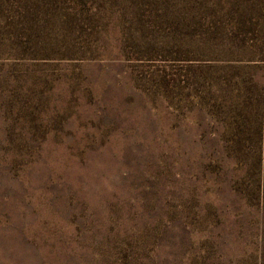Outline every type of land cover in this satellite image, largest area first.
Masks as SVG:
<instances>
[{
	"label": "rangeland",
	"instance_id": "rangeland-1",
	"mask_svg": "<svg viewBox=\"0 0 264 264\" xmlns=\"http://www.w3.org/2000/svg\"><path fill=\"white\" fill-rule=\"evenodd\" d=\"M185 4L0 0V264H264V213L231 188L233 112L196 77L256 62L263 83L260 40L230 50L212 31L231 5Z\"/></svg>",
	"mask_w": 264,
	"mask_h": 264
},
{
	"label": "trees",
	"instance_id": "trees-1",
	"mask_svg": "<svg viewBox=\"0 0 264 264\" xmlns=\"http://www.w3.org/2000/svg\"><path fill=\"white\" fill-rule=\"evenodd\" d=\"M189 2L190 0H186L185 5L189 6ZM217 2H220V0H217ZM224 2L230 4V10H234L233 14L237 15L235 17L236 26L226 31H224L223 27H219L213 30L212 34L216 38L225 33L227 38L233 40L234 43L228 48L242 53L248 49L245 45V37L248 35L251 37L256 36L260 42L250 50V53H257L261 60H264V0L250 2L249 0H224ZM256 6H258L257 9ZM38 9L46 11L49 8L48 6L45 8L44 6H38ZM255 10L258 11L257 15ZM51 13L53 12L49 9L47 12L49 17ZM133 15L134 21L140 15L139 10L134 9ZM74 19L77 20L75 15ZM74 19H69L66 16L64 20V26H66L69 36L75 32L78 34L79 32L77 31L80 30ZM44 28H42L43 31ZM14 37L15 39L23 38L26 44L43 40L40 32L31 31L25 27L16 29ZM236 40H239V42ZM68 43L61 53L69 54L71 52V47ZM65 57L60 56L59 58ZM258 67V63L251 62L248 65L245 64L238 67L230 66V69H212L209 72V76L204 75L203 71L200 70L196 77L203 79L201 85L206 88L207 94L218 93L216 95L217 99L220 98L221 100L224 98L220 103L216 104L217 109L227 106L228 111L233 112L229 117L232 119L224 124L226 135L223 137L226 155L232 161L231 188L244 197L246 202L255 201V205L264 213V82L259 83L254 79L255 75L253 74L256 73ZM242 73L249 74L248 78L251 86L244 80L245 78H242ZM220 74L225 78L227 77V83L225 85H213L212 80L215 77H219ZM79 75L77 74L74 77L77 78ZM60 76L63 77V74H60ZM230 88L236 89L237 93L230 94L228 99H226L224 95L228 94L227 90ZM39 91L41 93L36 94L28 87L27 94L24 96L28 99L29 105L34 100H39L42 104L47 103L42 96L44 91L42 86ZM204 97L206 96L204 95ZM13 102L9 100L6 103L9 111L14 107ZM262 247L264 248V243Z\"/></svg>",
	"mask_w": 264,
	"mask_h": 264
}]
</instances>
